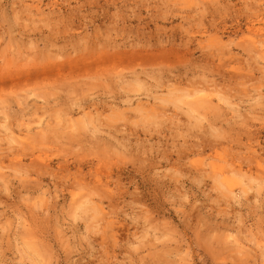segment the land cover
<instances>
[{
    "label": "rangeland",
    "instance_id": "rangeland-1",
    "mask_svg": "<svg viewBox=\"0 0 264 264\" xmlns=\"http://www.w3.org/2000/svg\"><path fill=\"white\" fill-rule=\"evenodd\" d=\"M0 264H264V0H0Z\"/></svg>",
    "mask_w": 264,
    "mask_h": 264
}]
</instances>
